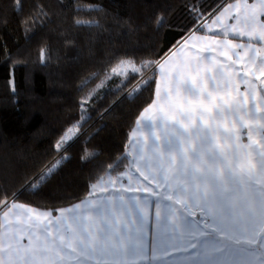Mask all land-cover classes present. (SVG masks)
<instances>
[{"label": "snow or ice", "instance_id": "1", "mask_svg": "<svg viewBox=\"0 0 264 264\" xmlns=\"http://www.w3.org/2000/svg\"><path fill=\"white\" fill-rule=\"evenodd\" d=\"M192 13L198 23L175 51L155 62L158 80L143 75L153 62L137 67L121 61L112 69V75L126 81L129 70L139 74L125 94L129 100L156 84L157 99L140 112L137 124L150 123L153 130L163 126L165 143L153 131L157 143L135 156L128 172L116 179L109 175L107 182L98 178L88 195L69 208L44 210L17 203L16 193L0 190V264H142L151 213L149 201L135 195L139 192L158 197L154 229L163 234L164 255L190 253L179 264H264V47L228 38L231 32L264 42V0H225L207 15L194 4ZM217 28L224 39L218 38ZM201 29L211 35H198ZM205 52L216 53L210 65L201 55ZM234 116L239 120H231L229 127L226 122ZM237 123L248 130L246 144L240 142ZM80 126L68 128L55 147L67 152ZM221 136L232 143H221ZM66 159L70 157L61 155L47 165L30 186L38 189ZM121 162L109 165V173ZM131 166L142 178L137 183L132 182ZM122 176L129 183L117 189ZM162 186L165 191L158 193ZM128 192L134 194L131 199L125 196ZM196 208L202 218L189 219ZM156 252L154 238L153 257Z\"/></svg>", "mask_w": 264, "mask_h": 264}, {"label": "trees", "instance_id": "2", "mask_svg": "<svg viewBox=\"0 0 264 264\" xmlns=\"http://www.w3.org/2000/svg\"><path fill=\"white\" fill-rule=\"evenodd\" d=\"M224 3L0 0V190L52 210L84 199L98 178L125 172L132 130L153 100L155 83L129 100L125 94L139 74L129 70L126 81L112 69L121 61L153 62L143 75L156 80L155 62L198 23L193 5L207 15ZM77 124L78 137L62 153L57 141ZM61 155L70 159L38 189L31 187Z\"/></svg>", "mask_w": 264, "mask_h": 264}, {"label": "crops", "instance_id": "3", "mask_svg": "<svg viewBox=\"0 0 264 264\" xmlns=\"http://www.w3.org/2000/svg\"><path fill=\"white\" fill-rule=\"evenodd\" d=\"M234 2H235V0H233L231 2H228V3H234ZM253 2H255V0H249V3H253ZM228 22L229 23H234V21H231V20L228 21ZM215 31L218 34V38L219 39H224V36H223V33H222L221 29L217 28V29H215ZM197 34L198 35H211V33H209L207 31V29H201ZM228 38L232 39L234 43H239V44L252 43L256 47H264V42L259 41L258 38L250 40L247 36L241 37L238 34L231 33V32L229 33ZM178 43L167 54H169L171 51H175L176 48H177ZM234 52H238L240 54H243V50L242 49H235ZM167 54L161 60H163L167 56ZM231 54L232 53L230 52V55ZM201 55L207 57V60L205 61V63L210 65L211 58H212V56H215L216 53L205 52V53H201ZM249 55L251 56V55H253V53L250 52ZM233 58L236 59L237 57L234 56ZM218 59L223 60L224 58L223 57H218ZM246 60H247V57L245 58V62H246ZM257 62H259V61H257ZM242 64H243V62L238 63L235 67L237 69H240V68H242ZM159 75L160 74H159V71L157 69L156 70V80L159 79ZM208 75H211V73H209ZM261 79H264V77H261ZM256 83L258 84L259 82L257 81ZM213 87L214 86L210 84L209 90H212ZM155 88H156V84H155ZM239 90L241 92L245 91V85L243 83H239ZM162 95H163V93H162ZM156 99H157V97H156L155 92H154L153 100H156ZM249 107H253V105L250 103ZM137 119H136L134 128L132 130L131 140H130V155H131L132 160L141 151H145V152L150 151L151 150V146L153 144L157 143V141L155 140V137L152 135L153 131H155L156 135L161 136L160 143H162V144L165 143V133H164V127L163 126L157 127V128H155L153 130L151 128L150 123L137 124ZM231 120H237L238 121L239 120V116H234V117H230L229 118V121L226 122L229 127H231ZM169 123H171V121ZM236 128L239 130V133H240V136H241L240 142L246 144L248 142L247 141V131H248L247 128H242L239 125V123H237ZM137 129H140V131H136ZM169 131H171V130H169ZM134 132H135V135H133ZM145 140H147V146H145V143H144ZM220 142L221 143H228V144L232 143V141H230V140L226 141L223 136H221ZM234 163H235V161H234ZM153 187H154V185H153ZM164 191H165V186H162L160 189L157 190L158 193H163ZM133 195L134 194H132V193H125V196L127 198H129V199H131V197ZM135 195H138L142 200L146 199L147 201H149V204H150L149 211L151 213V215L149 216L148 222L146 223L145 232H144V240H145V244H146V247H147V257L142 262V264H179V262L184 260L186 257H188L190 255V253L174 252L171 255H164L163 246L160 243V241L163 239V234L162 233L157 234V232L154 229V224H155L154 211H155V204L157 202V198L158 197L156 195H150V194L144 193V192L136 193ZM79 202H77V203H79ZM17 203H19V202H17ZM163 203L166 204V203H168V201L167 200H163ZM74 204H76V203H74ZM72 205H69V206H66V207H63V208H69ZM44 210H46V209H44ZM201 218H202V213H201L200 209H198V208L193 209V214L189 217V219L198 220V219H201ZM154 238H155V241H156V244H157V252H156V256L155 257H153V255H152V245H153ZM22 243L26 244L27 243V238H25L22 241ZM192 251H196V250H192Z\"/></svg>", "mask_w": 264, "mask_h": 264}, {"label": "rangeland", "instance_id": "4", "mask_svg": "<svg viewBox=\"0 0 264 264\" xmlns=\"http://www.w3.org/2000/svg\"><path fill=\"white\" fill-rule=\"evenodd\" d=\"M131 175L133 176V183H137V182H139L140 180H142V178L141 177H139V175L137 174V173H135V170H134V166L133 167H131ZM129 171V168L125 171V172H128ZM118 176H120V174L119 175H117V176H111V178H113V179H116ZM109 179V176H107L106 178H104L103 180H104V182H107V180ZM120 183H123L124 185H127L128 183H129V180H128V177L127 176H122V177H120V180L118 181V183H117V189L119 188V184ZM109 191H113V189L110 187V189H109ZM128 193H131V192H128ZM139 193H141V192H139ZM133 194V193H132ZM136 194V193H135Z\"/></svg>", "mask_w": 264, "mask_h": 264}]
</instances>
